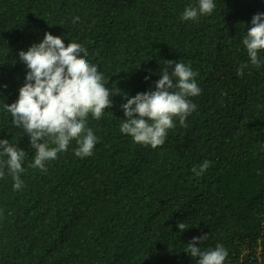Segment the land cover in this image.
Listing matches in <instances>:
<instances>
[{
  "label": "trees",
  "instance_id": "16d2710c",
  "mask_svg": "<svg viewBox=\"0 0 264 264\" xmlns=\"http://www.w3.org/2000/svg\"><path fill=\"white\" fill-rule=\"evenodd\" d=\"M213 2L185 21L199 0H0V140L26 152L23 186L6 166L0 178V264H198L187 246L205 234L197 246L221 245L224 264H264V50L257 67L243 45L264 0ZM45 33L81 44L115 96L87 118L92 155L77 157L73 140L42 171L4 104L25 83L19 52ZM167 61L189 65L201 93L187 127L176 119L152 148L120 131L121 105L154 91Z\"/></svg>",
  "mask_w": 264,
  "mask_h": 264
},
{
  "label": "clouds",
  "instance_id": "9594fccd",
  "mask_svg": "<svg viewBox=\"0 0 264 264\" xmlns=\"http://www.w3.org/2000/svg\"><path fill=\"white\" fill-rule=\"evenodd\" d=\"M215 7L213 0H199L198 7H188L182 19L194 21L200 15H210ZM243 45L251 64L258 67L261 63L258 52L264 50V14L253 16ZM87 55L81 44L70 42L65 46L62 37L51 33H45L42 42L33 44L27 51L19 52V59L26 64L28 72L17 101L4 104V109L11 114L13 124L25 131L31 147L36 150L31 167L47 171L45 163L55 160L58 153L66 152L73 140L78 144L77 157L92 155L98 140L87 127V118L91 114L100 119L105 110L113 107L115 95L106 87L97 66L85 58ZM166 64L154 91L125 96L127 102L121 105L125 119L120 131L135 143L152 148L165 143L176 119L187 127L185 121L196 109L188 98L201 93L195 80L198 74L189 65L173 61ZM173 65L174 70L169 71ZM245 67L248 65L242 64L237 74L242 76ZM49 142L55 147H50ZM0 156L8 157L0 161V178L5 175L6 166L14 180V189L19 190L23 186L20 174L26 152L3 139L0 140ZM209 167L210 163L204 161L199 170L194 167L192 171L200 176ZM178 228L181 232L187 230L184 222L178 223ZM207 239L206 234L192 239L187 246L191 257H198V264H224L228 252L221 245L206 251L197 246Z\"/></svg>",
  "mask_w": 264,
  "mask_h": 264
}]
</instances>
